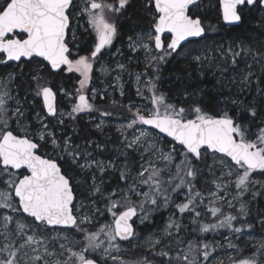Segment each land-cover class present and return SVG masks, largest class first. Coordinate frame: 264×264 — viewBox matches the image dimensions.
Instances as JSON below:
<instances>
[{
	"label": "snow or ice",
	"instance_id": "obj_1",
	"mask_svg": "<svg viewBox=\"0 0 264 264\" xmlns=\"http://www.w3.org/2000/svg\"><path fill=\"white\" fill-rule=\"evenodd\" d=\"M0 264H264V0H0Z\"/></svg>",
	"mask_w": 264,
	"mask_h": 264
},
{
	"label": "trees",
	"instance_id": "obj_2",
	"mask_svg": "<svg viewBox=\"0 0 264 264\" xmlns=\"http://www.w3.org/2000/svg\"><path fill=\"white\" fill-rule=\"evenodd\" d=\"M183 67H184L183 65H179L177 62H173L171 64L163 66L162 80L160 82V88L162 91L170 92V94L172 95V97L174 99L176 98V93L180 90L177 87L175 75H176V73L181 72ZM137 68L138 69L136 71H138V70H142V72L144 71V68H141V67H137ZM136 71H133V73H135ZM149 71H151V70H149ZM211 80H212V77L209 76L208 81H211ZM124 81H125V84H124L125 95L123 96V98H120L118 96L116 98L117 101H119L120 103H123V104H125L128 100H134L132 81L131 80H129V81L124 80ZM191 82L196 83L197 81L194 79ZM200 86L205 87L207 89H211L212 83H210V82L204 83V84H201ZM97 103L101 107H109L106 101H99L98 100ZM73 123H75V122H73ZM75 127H76V135H77V137H79V139H78L79 143H83V139H82L83 137L91 136L93 139H96L100 142L105 143L107 145L109 151H112L114 149V147H115L114 141H116L118 139V136H119L111 128H109L108 130L105 129L104 134L97 132L96 130L93 129L92 123L88 122L87 119H85V118L80 120L78 124H75ZM68 131H69V134L72 133V127L71 126L69 127ZM165 218H166V216H165ZM209 238H211V237H209ZM139 251L140 250H135L127 258L128 259H134L135 258V252H139Z\"/></svg>",
	"mask_w": 264,
	"mask_h": 264
},
{
	"label": "rangeland",
	"instance_id": "obj_3",
	"mask_svg": "<svg viewBox=\"0 0 264 264\" xmlns=\"http://www.w3.org/2000/svg\"><path fill=\"white\" fill-rule=\"evenodd\" d=\"M117 46H119V44H117ZM125 52L127 53V49H125ZM137 67L144 68V65H143V63L136 64L134 61H133L132 64L130 65V68L132 69V71H136V70L138 69ZM140 72H142V70H138V71H136L135 73H140ZM97 77H99V79L97 80V87H99V88H101V89L107 87V81H108L109 79H111V78H110V77H100V76H99V72H97ZM123 79L126 80V81H129V80L132 81V83H133V94H134V100H128L125 104H128V103H130V102L140 103V99H139V97H137V95H136V90H135V89H136V84H135L134 77H133V78H129V76H128L127 74H125L124 77H123ZM101 81H103V82L101 83ZM73 83H74V82H73ZM68 87L71 88V87H72V83H69ZM124 92H125V91H124ZM110 95H111V98H112V99H115V100H116L117 96L120 97V98H123V96H121L120 93H119L118 91H117V92H111ZM135 98H136V99H135ZM65 103H66V102H65ZM107 104H108L109 107L111 106V105H110V101L107 102ZM85 119H87L88 122L92 123V126H93L94 123H98V122H99V119H100V118L97 116L96 118L89 119L87 116H85ZM116 119H119V118H116ZM116 119H113V120L108 124V126H107L105 129L108 130L109 128H111V129L114 130V132H115L116 134L119 135V133L116 131V126H117V124H116ZM93 129L96 130V129L94 128V126H93ZM164 218H165V217H164ZM165 219H166V218H165ZM161 222H162V221H161ZM151 230H152L151 228H142V229H141V235H142V236H143V235H146V234H148ZM217 239H220V237H217ZM137 250H140V249H137ZM221 251H223V250H221Z\"/></svg>",
	"mask_w": 264,
	"mask_h": 264
}]
</instances>
